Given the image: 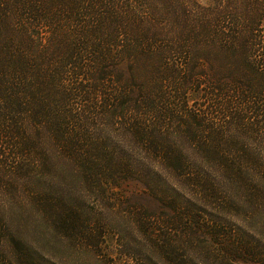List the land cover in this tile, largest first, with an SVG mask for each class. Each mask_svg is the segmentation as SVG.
Masks as SVG:
<instances>
[{"label": "trees", "instance_id": "obj_1", "mask_svg": "<svg viewBox=\"0 0 264 264\" xmlns=\"http://www.w3.org/2000/svg\"><path fill=\"white\" fill-rule=\"evenodd\" d=\"M212 1L0 0V167L35 180L34 208L58 236L100 245L111 235L121 254L139 253L143 264L154 256L188 264L172 237L159 238L161 214L99 226L66 189L112 203L131 179L157 195L168 187L172 196L160 201L184 207L167 216L166 235L202 212L167 177L210 198L219 188L247 200L264 191V0ZM146 69L171 77L178 93L200 92L203 106L188 112L170 102V110L143 87L132 94ZM214 224L213 235H223ZM135 233L151 250L143 256L128 239ZM244 245L242 254L255 255ZM0 254L5 264H40L38 252L1 226Z\"/></svg>", "mask_w": 264, "mask_h": 264}, {"label": "rangeland", "instance_id": "obj_2", "mask_svg": "<svg viewBox=\"0 0 264 264\" xmlns=\"http://www.w3.org/2000/svg\"><path fill=\"white\" fill-rule=\"evenodd\" d=\"M196 2L202 8L214 7L212 0H196ZM184 61L187 62V60ZM124 69L126 76L129 75L130 69L127 66H124ZM83 83L85 87L91 84L89 80L83 81ZM135 84L137 87L132 88V94L134 92L140 94V88L143 87L151 94L157 93L156 95L161 97L160 101L165 103L170 110H172L170 102L180 104L188 112L190 110L196 112L195 109L204 104V97L200 96V92L194 93L192 89H184L178 93L171 77L167 79L161 74H149L148 69L143 75H139ZM168 96L173 97V99L170 100ZM54 100L56 99L54 98ZM88 108L91 110L90 107ZM201 109L208 111V107ZM217 118V114L209 117V119L219 122ZM238 133L235 131L234 135L240 136ZM173 138L175 139L176 136ZM187 154L193 157L198 156L193 151H188ZM130 155L134 154L130 153ZM10 172H5L0 167V217L4 221L0 226L2 230L8 231V235H14L25 246H30L38 252L40 264H143L141 261L143 258L139 253L134 259L121 254L116 242L118 237L110 235L100 245H96L88 240L76 242L72 237L66 238L55 234L54 227L46 220V216L36 212L34 208L33 186L31 185L34 184L35 180L18 177L17 173ZM166 179L168 184H175L187 196H192V200L198 204L194 203L195 210L202 211L195 212L192 216H195L196 219L192 218V222L188 220V224L182 226L179 233L174 235H166L170 231V228L166 227L167 216L182 213L184 204L183 201L177 202L176 210H173L168 208L167 202L160 201L162 196H172L170 191H166L168 187L165 190L162 189V192H157V195L155 192L149 191L144 183L131 179L123 183L121 188L117 190V194L112 193L111 197L115 198L112 203L109 201L101 202L93 195L80 192L81 190L78 188L76 190L66 189L65 197L67 200L77 198L81 202L79 209L82 211L84 209L87 213L86 216L92 220L89 219L88 221L97 223L99 226L109 221L115 223L133 221L137 214L143 211L155 213L156 216L161 214L162 216H159L160 219L156 223L159 238L163 239L164 235L172 237L173 245L176 246V253L187 259L188 264H264V191L255 192L254 197L247 200L243 198V193L238 190L219 188L215 198H210L206 197L205 194L190 191L182 179L173 176ZM40 191L44 192V190ZM81 197L84 198L81 199ZM196 221L199 224H195ZM210 222H215L214 225L219 226L218 231L223 235L214 236L213 230L209 229L211 224L208 225V223ZM191 223H194L195 226ZM135 227L132 224V226H125L124 229L126 228L125 230L130 232ZM90 228L95 229L92 225ZM91 231L93 233V230ZM128 239L135 248H140L141 253L143 249L142 256L144 252L148 251L147 244L141 235L135 233L131 240L128 235ZM243 240L247 245H251L255 255L242 254V250H245ZM141 245L145 246L141 248ZM6 250L9 251V248ZM2 255L5 257L4 254ZM2 255L0 254V264H5ZM236 257L241 259H236ZM163 259V256H154L148 262L149 264H166Z\"/></svg>", "mask_w": 264, "mask_h": 264}]
</instances>
